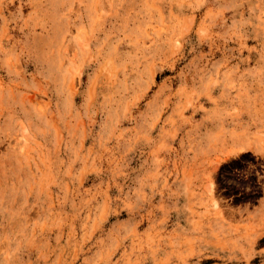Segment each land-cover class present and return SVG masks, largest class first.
I'll return each mask as SVG.
<instances>
[{
    "label": "rangeland",
    "instance_id": "obj_1",
    "mask_svg": "<svg viewBox=\"0 0 264 264\" xmlns=\"http://www.w3.org/2000/svg\"><path fill=\"white\" fill-rule=\"evenodd\" d=\"M0 264H264V0H0Z\"/></svg>",
    "mask_w": 264,
    "mask_h": 264
}]
</instances>
